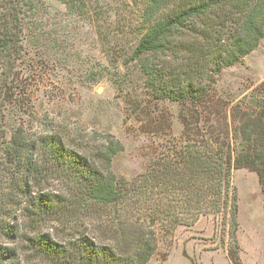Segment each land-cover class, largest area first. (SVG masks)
Returning a JSON list of instances; mask_svg holds the SVG:
<instances>
[{
	"label": "trees",
	"instance_id": "1",
	"mask_svg": "<svg viewBox=\"0 0 264 264\" xmlns=\"http://www.w3.org/2000/svg\"><path fill=\"white\" fill-rule=\"evenodd\" d=\"M29 3L0 0V235L22 238L54 264H147L161 230L225 213L236 246L230 257L240 264L231 175L234 168L256 171L264 193V99L254 95L255 104L231 113L215 83L264 37V0H144L146 30L133 57L156 97L181 103L183 132L180 144L131 180L112 171L118 140L83 149L57 131L22 125L7 137ZM78 218L90 227L65 224ZM51 220L69 232L63 239L43 230ZM16 257L0 245V264H16Z\"/></svg>",
	"mask_w": 264,
	"mask_h": 264
},
{
	"label": "rangeland",
	"instance_id": "2",
	"mask_svg": "<svg viewBox=\"0 0 264 264\" xmlns=\"http://www.w3.org/2000/svg\"><path fill=\"white\" fill-rule=\"evenodd\" d=\"M29 2L25 53L17 67L19 94L6 108L8 138L22 125L30 131H57L67 144L83 149L118 140L123 147L113 158L112 171L126 180L180 144L181 103L156 97L145 84L140 60L133 57L146 30L144 0ZM217 78V94L231 113L238 104H255L254 95L264 99V37ZM231 182L237 191L239 263L264 264V193L257 172L234 168ZM57 185L55 181L53 187ZM82 220L65 224L82 232L90 227L88 218ZM229 228L223 213L202 216L171 233L163 229L147 264H233L230 250L236 246ZM43 230L57 240L69 233L55 220ZM0 245L15 249L16 264H54L22 238L0 235Z\"/></svg>",
	"mask_w": 264,
	"mask_h": 264
}]
</instances>
